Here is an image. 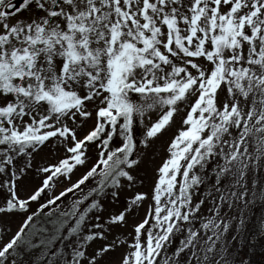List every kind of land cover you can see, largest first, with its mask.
Instances as JSON below:
<instances>
[{
  "label": "snow or ice",
  "instance_id": "snow-or-ice-1",
  "mask_svg": "<svg viewBox=\"0 0 264 264\" xmlns=\"http://www.w3.org/2000/svg\"><path fill=\"white\" fill-rule=\"evenodd\" d=\"M257 206L264 0H0V264H252Z\"/></svg>",
  "mask_w": 264,
  "mask_h": 264
},
{
  "label": "rangeland",
  "instance_id": "rangeland-1",
  "mask_svg": "<svg viewBox=\"0 0 264 264\" xmlns=\"http://www.w3.org/2000/svg\"><path fill=\"white\" fill-rule=\"evenodd\" d=\"M168 135H170V134H166L160 140L155 141V143L153 144L152 148H150L147 151V157H146V160H145V166L144 167L148 171L149 181H150L151 176H152V169H154L156 166L159 165V163L161 161V158L165 155L164 147L166 146L165 142L168 139ZM37 159H39V157ZM82 171H83V169L80 170V172H82ZM80 172H77L76 175L78 176L80 174ZM75 178L76 177L74 176L73 179H75ZM33 207L35 208L36 205H33ZM19 223H20V218H16V217L12 218L9 221V224L11 226L12 232H15L17 230V228L19 226ZM11 234L12 233H9V236Z\"/></svg>",
  "mask_w": 264,
  "mask_h": 264
},
{
  "label": "trees",
  "instance_id": "trees-1",
  "mask_svg": "<svg viewBox=\"0 0 264 264\" xmlns=\"http://www.w3.org/2000/svg\"><path fill=\"white\" fill-rule=\"evenodd\" d=\"M262 217H264V209L257 206L253 209V215L249 223V227L255 230ZM244 251L247 252L248 250L245 249ZM246 258H250L252 260V264H264V252L260 250L259 246H257V249L253 255L250 257L246 256Z\"/></svg>",
  "mask_w": 264,
  "mask_h": 264
},
{
  "label": "water",
  "instance_id": "water-1",
  "mask_svg": "<svg viewBox=\"0 0 264 264\" xmlns=\"http://www.w3.org/2000/svg\"><path fill=\"white\" fill-rule=\"evenodd\" d=\"M16 2H17V3H20V2H21V0H16Z\"/></svg>",
  "mask_w": 264,
  "mask_h": 264
}]
</instances>
